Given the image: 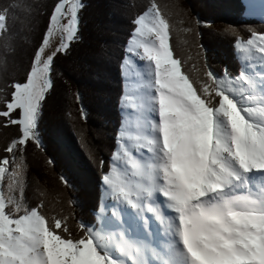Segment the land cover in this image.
Listing matches in <instances>:
<instances>
[{"label": "snow or ice", "instance_id": "1", "mask_svg": "<svg viewBox=\"0 0 264 264\" xmlns=\"http://www.w3.org/2000/svg\"><path fill=\"white\" fill-rule=\"evenodd\" d=\"M82 7L57 0L26 81L13 83L0 109L4 126L19 130L5 149L12 158H0V264H264V34L236 40L245 65L236 77L209 68L194 81L155 2L134 20L121 66L126 79L133 68L144 72L121 98L118 147L102 176L111 206L101 205L100 227L82 225L74 238L62 219L41 214L42 205L27 206L16 152L41 144L54 60L77 39ZM129 211L135 224L125 219Z\"/></svg>", "mask_w": 264, "mask_h": 264}, {"label": "trees", "instance_id": "2", "mask_svg": "<svg viewBox=\"0 0 264 264\" xmlns=\"http://www.w3.org/2000/svg\"><path fill=\"white\" fill-rule=\"evenodd\" d=\"M0 1L7 3L0 10H7V28L0 34V71L4 66L9 71L8 78L0 73V97L7 98L16 82L12 77L23 82L21 75L13 69L11 75L8 68L15 66L18 56L16 64L21 71L28 62L24 35L29 33L28 28L34 31L35 23L49 13L57 0ZM152 1L176 29V34L171 29L170 45L183 62L182 70L194 81L203 80L201 70L209 68L218 77H236L240 68L230 49L237 39L245 41L264 31L263 24L246 18L243 0H171L179 7L174 10L170 0ZM81 2L77 39L66 53L56 56L52 67L53 87L39 119L41 144L37 148L29 141L22 152H16L24 156L28 165L26 193L32 199V208L42 205L39 211L47 219H62L74 238L83 235L82 225L96 226L104 201L102 176L109 170L107 162L117 148L122 122L121 66L125 48L134 20L149 7V0ZM19 30L23 41H19ZM234 70L238 72H230ZM64 83L72 88L71 95L65 91ZM64 106L71 117L68 121L63 117ZM18 136L19 131L14 126L5 127L0 118V158L6 156L5 149Z\"/></svg>", "mask_w": 264, "mask_h": 264}, {"label": "rangeland", "instance_id": "3", "mask_svg": "<svg viewBox=\"0 0 264 264\" xmlns=\"http://www.w3.org/2000/svg\"><path fill=\"white\" fill-rule=\"evenodd\" d=\"M82 1V0H81ZM153 1L152 0H149V5L148 6H150V4L152 3ZM170 2H171V4H172V9L174 10V8L175 9H179V7H177L176 5H175V3H173L171 0H170ZM243 2H244V5H245V10H246V14H245V16H246V18H250V19H253V20H256V21H258V22H260L261 24H263L264 25V0H243ZM0 3H1V1H0ZM7 3L6 2H4V3H1L0 4V10L1 9H3V8H5V5H6ZM55 5V4H54ZM53 5V6H54ZM52 9H53V7L51 8V10L49 11V13L48 14H46L42 19L40 18V21H38L37 23H35V28H34V31L33 30H31V29H29L28 28V30H29V33H26L25 35H24V39L26 40V41H24V45H23V47L26 49V51H28L29 52V54H28V57H29V59H28V62H27V64L25 65V68H24V70H22L21 71V66H18L16 63H18L17 62V59L19 58V56L17 57V59H15V66H13V65H11L9 68H8V70H10V73H11V75H12V72H11V69H13V70H15V73H18L19 75H21V77L23 78L22 80H23V82H25L26 81V75H27V73H28V71L30 70V67H31V63H32V60H33V56H34V53H35V51H36V49L39 47V45H40V43H41V40H42V37H43V35H44V32H45V30H46V28H47V26H48V21H49V16H50V14H51V12H52ZM168 9L169 8H167V11H168ZM28 14H27V19H28V17H30V15H29V11L27 12ZM177 19V18H176ZM177 20H179V17H178V19ZM22 21V20H21ZM179 22V21H178ZM171 29H172V31H173V34H176V29L171 25ZM177 30H179V28L177 29ZM19 33H21V36H20V40L19 41H23V39H22V36H23V32H22V30H19ZM133 33V32H132ZM132 33H131V35H132ZM1 34V33H0ZM261 34H264V31L262 32V33H260V34H255V35H261ZM254 35H252L250 38H252ZM131 38V37H130ZM249 38V39H250ZM248 40V39H247ZM247 40H245V41H247ZM26 42H28L29 44V46L28 47H26ZM31 44H32V46H33V49H31ZM128 44V43H127ZM127 46V45H126ZM215 46V45H214ZM218 47V46H217ZM29 48V49H28ZM231 51H232V54L234 55V61H235V64L237 65V67H238V70H239V68H240V71L242 70V68H244V61H242L241 59H240V53H238L237 52V50H236V48H235V43H234V45L232 46V48L230 49ZM31 54H33V55H31ZM175 54V53H174ZM125 56H126V48H125ZM176 57V56H175ZM124 61V60H123ZM143 63L144 62H139V61H137V64L138 65H143ZM259 63V61H257V64ZM239 65V66H238ZM204 69V68H203ZM137 70H139V71H141L142 73L144 72V69H143V67H140V68H133L132 69V71H131V75L126 79V77H125V75H124V73L122 72V77H123V80H124V93H125V88H126V85L129 87V88H131V87H133L135 84H137L138 82H139V78L136 76V72H137ZM202 71V76H203V80H205L206 79V75H205V73L207 72V70L206 69H204V71L203 70H201ZM231 73L232 72H238V71H236V70H234V71H230ZM0 73L1 74H7V78H8V73H9V71H7V67L5 68V66H4V70H1L0 71ZM14 73V74H15ZM12 79H14V81H16L17 82V78L16 77H12ZM22 82V83H23ZM2 84V81L0 82V87L2 88V86L3 85H1ZM64 87H65V91L67 92V94L68 93H70L69 95H71V93H72V88L68 85H66L65 83H64ZM8 89H9V87H8ZM11 89V90H10ZM9 89V93H10V95L9 96H7V98H1L2 100V104H0V108H4V101L5 100H10L11 99V92L13 91V88L11 87ZM61 89V88H60ZM60 92V91H59ZM62 92V91H61ZM124 95V94H123ZM61 95L59 94V97H60ZM74 97V96H73ZM66 103V102H65ZM65 103H63L64 105H65ZM69 104H70V101H69ZM65 107V106H64ZM67 108L68 107H65V109H63V113H64V119H66L67 121L71 118L70 117V115L68 114V112H67ZM120 112H121V117H122V120L124 119V115H125V112H124V110L121 108V103H120ZM15 115V114H14ZM12 126H14V125H12ZM11 126V127H12ZM16 129H17V131H19L18 130V128L16 127V126H14ZM31 143H33V144H35L34 142H32V141H30ZM36 145V144H35ZM36 147L37 148H39L37 145H36ZM118 147V146H117ZM115 151H117V148H116V150ZM114 151V152H115ZM113 152V153H114ZM113 153L111 154V157H110V162L108 161L107 162V165H108V167L110 168V165H111V163H112V155H113ZM5 157H9V159H11L12 157H11V155L6 151V156ZM21 159L23 160V163H24V178H25V180H26V185H25V188H24V193H23V199H24V201L26 202V204H27V206L29 207V208H32V199L30 198V196L28 195V193H26L27 191H28V187H29V184L27 183V173H28V165L26 164V162H25V158H24V156L23 155H21L20 153H16V162L17 163H19L20 161H21ZM15 167V164H12V165H10V168H14ZM109 170H107V172H108ZM106 172V173H107ZM30 180V179H29ZM7 184V180L5 181V185ZM6 190V189H5ZM19 193L17 192V195H18ZM104 198V201L102 202V204L103 205H105L109 210H110V206H111V200L109 199V198H107V197H105L104 196V193H103V185H102V199ZM162 199V198H161ZM101 204V205H102ZM100 208H101V206H100ZM100 214V209H99V212H98V215ZM125 219H128L129 220V223H132V224H135V222L133 221V220H131V213H130V211L126 214V216H125ZM98 227H100V223H99V221H98V219H97V222H96V226H95V228H98ZM155 228H156V225H155V223H153V230H155ZM139 235H141V236H143V233H139ZM148 240L149 241H151L152 243H154V244H159V240H160V238L159 237H156V238H153V239H149L148 238Z\"/></svg>", "mask_w": 264, "mask_h": 264}, {"label": "bare ground", "instance_id": "4", "mask_svg": "<svg viewBox=\"0 0 264 264\" xmlns=\"http://www.w3.org/2000/svg\"><path fill=\"white\" fill-rule=\"evenodd\" d=\"M148 215L150 216L151 214H148ZM148 238H149L150 240L153 239L152 237H148Z\"/></svg>", "mask_w": 264, "mask_h": 264}]
</instances>
